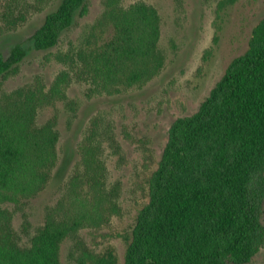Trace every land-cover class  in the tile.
Instances as JSON below:
<instances>
[{
    "label": "trees",
    "instance_id": "obj_1",
    "mask_svg": "<svg viewBox=\"0 0 264 264\" xmlns=\"http://www.w3.org/2000/svg\"><path fill=\"white\" fill-rule=\"evenodd\" d=\"M50 1L0 0V35L17 30ZM88 1L59 0L32 33L30 48L57 46L88 12ZM236 2L218 0L216 19ZM218 30L219 23L213 42ZM160 36L155 5L102 0L78 43L52 54L63 68L50 83L38 73L10 91L3 81L18 72L29 48L16 42L7 55L0 49V264H62L64 239L119 212L120 186L109 181L107 157L120 145L114 120L98 110L86 121L62 193L46 206L28 244L20 243L12 225L14 209L46 189L59 159L58 115L39 123V109L62 101L75 111L68 97L73 84H83L88 98L142 87L163 68ZM147 185L148 199L124 237L123 264H244L264 247V17L196 111L171 123ZM28 226L24 218L22 230ZM78 243L75 264H117L112 247L95 251Z\"/></svg>",
    "mask_w": 264,
    "mask_h": 264
},
{
    "label": "rangeland",
    "instance_id": "obj_2",
    "mask_svg": "<svg viewBox=\"0 0 264 264\" xmlns=\"http://www.w3.org/2000/svg\"><path fill=\"white\" fill-rule=\"evenodd\" d=\"M58 1L45 4L17 30L0 35V49L5 55L16 42L29 48L18 72L3 81L4 91L27 83L38 73L50 83L63 68V64L51 59L52 54L65 50L70 43H78L102 9V0H89L88 12L77 17L74 25L62 34L57 46L47 50L30 48L32 33ZM132 1L123 0L125 4ZM145 1L155 5L161 15L159 46L165 58L161 71L142 87L111 96L88 98L84 95L83 84H73L68 89V97L74 102L75 111L67 109L62 101L39 109V123L54 113L58 115L59 159L46 189L24 204L21 210L14 209L12 225L21 244H28L30 236L43 221L46 206L54 203L62 193L68 174L78 159L76 145L89 116L101 110L113 119L120 145L107 157L109 181H117L120 186L119 212L98 228H82L77 238L64 239L60 246L62 264H75L79 241L95 251L112 247L117 264L124 263V237L130 235L136 213L148 199L147 180L157 166L171 123L196 111L231 59L246 50L252 28L264 17V0H237L220 19L215 17L218 0ZM217 23L220 30L213 42ZM211 45L212 54L204 60L205 51ZM8 207L13 208L12 205ZM24 218L29 222L25 231L22 230ZM262 221L264 223V215ZM244 264H264V247Z\"/></svg>",
    "mask_w": 264,
    "mask_h": 264
}]
</instances>
